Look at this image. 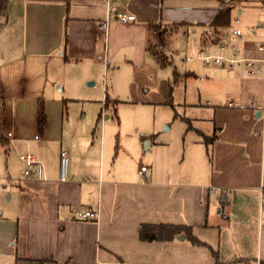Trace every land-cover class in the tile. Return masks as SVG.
<instances>
[{"label":"crops","instance_id":"0c3cea01","mask_svg":"<svg viewBox=\"0 0 264 264\" xmlns=\"http://www.w3.org/2000/svg\"><path fill=\"white\" fill-rule=\"evenodd\" d=\"M244 1L251 4L231 9L233 20L222 37L228 46L221 50L220 42L209 39V23L221 9L218 0H70L69 5L7 0L6 14H0V159L1 151L13 152L22 144L24 128H36L30 154L42 166L25 174L23 161L15 174L5 163L0 264H30V259L44 264L264 261V51L256 49L264 44V0ZM122 11L135 19L120 22L115 14ZM103 21L106 30L99 28ZM236 28L238 36L232 33ZM206 44L210 53L225 57L235 44L240 56L253 59L254 72L242 62L205 65L196 53ZM154 49L164 53L165 64ZM57 52L65 60H104L106 71L113 70L114 94H126L122 99L105 94L103 105L114 107L117 125L121 101L168 104L172 122L182 125L170 131L165 115L159 123L169 121L163 131L156 124L141 131L143 124L136 121L126 133L118 129L113 143L104 124L89 146L74 134L54 136L47 130L41 94L50 56ZM172 52L186 53L185 67H177ZM193 78L201 83L188 91ZM180 85L183 98L176 96ZM34 102L36 123H23ZM61 149L68 154L65 180L60 179ZM141 166L146 169L140 173ZM80 211L95 217L80 218ZM142 224L185 229L169 239L143 240Z\"/></svg>","mask_w":264,"mask_h":264},{"label":"rangeland","instance_id":"374dc122","mask_svg":"<svg viewBox=\"0 0 264 264\" xmlns=\"http://www.w3.org/2000/svg\"><path fill=\"white\" fill-rule=\"evenodd\" d=\"M250 4L251 2L237 0L233 3L232 10L236 12L240 10L241 7H246ZM247 12L248 9H245L244 13ZM254 15L257 17V14H253L252 17H254ZM239 19H241V15ZM234 26H241L245 31L250 29V26L242 24V22H235ZM166 52L168 54L171 53V51ZM185 54L186 53L179 54L177 52H172L174 62L178 68L185 67L186 65ZM63 56L64 55L59 54V52L50 56V63L48 64L46 73L47 80H43L45 82V88H43L44 92L41 94L44 107L43 110L46 115L47 130L51 134H54V136L63 133L64 139H69L70 136L74 134L78 142H83L89 146L94 137L99 135L104 124L107 125L106 133L109 132L108 136H110L113 143L115 142V132L118 129L122 128V133H126L132 130V124H136V121L143 124H136L139 126V129H142L141 131L151 130L149 128L152 127L153 124H156L161 132L169 121H171L170 131H174L177 126L182 125L178 120H173L172 122L174 112L168 104L161 106L152 104L146 105L136 101H121L116 104V114L119 118L118 126L113 111L114 107L111 104L107 107L103 105L105 94H108L107 96L109 99H122L121 96L125 97L126 94L124 90H119V95L121 96H116V94H114L117 92L115 90L116 81L113 70L109 67L106 71L104 60H101L99 64L96 60L94 61V59L65 60ZM196 62L197 61H194V63ZM88 82H90V84ZM200 83L201 81L199 79H190L188 91H196L197 85H200ZM184 91L185 87L180 85L177 88L176 96L183 98ZM37 106L38 103L34 102L33 111L31 115H29L30 117L25 119L23 123L28 121H35L36 123L37 114L34 113H37ZM175 107L176 110L179 109L177 105H175ZM165 115L170 117V120L159 126V123H162L161 118L165 117ZM165 132L169 131L167 130ZM35 134L39 135L36 128L34 130L24 128L20 133L22 144L17 150L13 152L10 150H8V152L1 151L0 175L5 173L3 169H6V162L15 174L22 170L24 162L21 157L27 153H32L31 146L34 145L33 141L37 142V140L33 139ZM169 134L170 133H165V135ZM35 147L36 144L33 146L32 150H34ZM47 154L48 152H46V155ZM1 185L2 182L0 181V191Z\"/></svg>","mask_w":264,"mask_h":264},{"label":"built area","instance_id":"2783aa9c","mask_svg":"<svg viewBox=\"0 0 264 264\" xmlns=\"http://www.w3.org/2000/svg\"><path fill=\"white\" fill-rule=\"evenodd\" d=\"M115 17L120 22L126 23L129 21H133L135 19V15L132 13H128L125 11L117 12L115 14ZM264 27V22L261 24ZM107 22L103 21L101 24H99V28L106 30ZM234 35H240L241 31L240 29L236 28L232 31ZM210 45L206 44L203 48L198 49L196 53V57L203 60L205 64H217V65H227V66H234L239 64V62H242L247 69H249L250 73L254 72V69L252 68L253 65V59L249 57H243L239 55L238 48L235 44L231 45L232 52L228 56H224L222 54H214L210 53L208 48ZM219 48L221 50H224L228 45L225 42V40H221L219 43ZM256 49L259 51H264V44L263 43H257ZM264 61V58L262 59ZM8 135H11L10 132ZM22 160L26 163V170H24L25 174H31L33 168L35 166L41 168V163L36 161L35 158L30 154L27 153L24 156L21 157ZM146 169V166L140 167V173ZM59 171H60V179L65 180L68 177V154L67 151L64 149H61L59 151ZM78 216L80 218H94L95 214L92 211H80L78 212Z\"/></svg>","mask_w":264,"mask_h":264},{"label":"trees","instance_id":"16d2710c","mask_svg":"<svg viewBox=\"0 0 264 264\" xmlns=\"http://www.w3.org/2000/svg\"><path fill=\"white\" fill-rule=\"evenodd\" d=\"M61 1H64L67 5H69L70 3V0H61ZM218 1L221 9L209 23V28H210L209 39L211 44H218L222 40L223 30L226 29L227 27H230L232 20L231 6L235 0H218ZM6 3L7 0H0V14L3 15L6 14ZM158 36H159V44L164 45L165 37L163 36V31L162 32L160 31ZM152 53L156 56L159 63L165 64L166 57L160 49H154ZM105 101H107V97L105 98ZM116 101L117 100H113V104L116 103ZM43 119H44V114L39 117V121L42 122ZM213 137L214 136L208 138L211 139ZM183 229H185V227L179 225L177 226L170 224H142L139 226L138 234L139 237L143 240H152V239L165 240L173 237L175 234L179 233ZM45 262L46 260H33V259L29 260L30 264H44ZM259 264H264V261H260Z\"/></svg>","mask_w":264,"mask_h":264},{"label":"water","instance_id":"95a60500","mask_svg":"<svg viewBox=\"0 0 264 264\" xmlns=\"http://www.w3.org/2000/svg\"><path fill=\"white\" fill-rule=\"evenodd\" d=\"M92 83V82H91Z\"/></svg>","mask_w":264,"mask_h":264}]
</instances>
